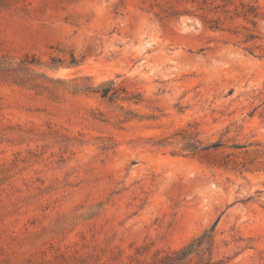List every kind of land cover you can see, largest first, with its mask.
Masks as SVG:
<instances>
[{
  "label": "rangeland",
  "instance_id": "1",
  "mask_svg": "<svg viewBox=\"0 0 264 264\" xmlns=\"http://www.w3.org/2000/svg\"><path fill=\"white\" fill-rule=\"evenodd\" d=\"M0 264H264V0H0Z\"/></svg>",
  "mask_w": 264,
  "mask_h": 264
},
{
  "label": "trees",
  "instance_id": "2",
  "mask_svg": "<svg viewBox=\"0 0 264 264\" xmlns=\"http://www.w3.org/2000/svg\"><path fill=\"white\" fill-rule=\"evenodd\" d=\"M192 1H195V0H192ZM111 90H113L112 87L108 85H104L102 87V95L107 96ZM196 136L197 135L188 133L184 135L183 137V140H185L184 148L189 150L193 154L206 151L211 148H217L222 145V143L219 141L212 142L211 144H207V145H202V142L196 139ZM214 231H215V226H213L211 229L206 230L202 235L195 238L190 244L180 249L178 252H176L171 257L169 256L168 257L169 261L171 262L182 261L187 256L198 251L200 247L205 246V245L211 246L214 240Z\"/></svg>",
  "mask_w": 264,
  "mask_h": 264
}]
</instances>
